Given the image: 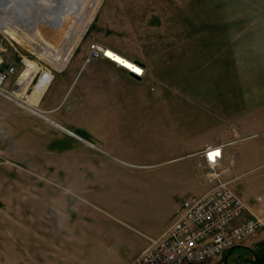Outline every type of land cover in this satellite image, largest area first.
<instances>
[{
    "label": "crops",
    "instance_id": "obj_1",
    "mask_svg": "<svg viewBox=\"0 0 264 264\" xmlns=\"http://www.w3.org/2000/svg\"><path fill=\"white\" fill-rule=\"evenodd\" d=\"M190 13L192 48L177 58L176 65L165 55L156 60L163 63L160 67L142 64L145 75L138 77L102 59L70 102H64L70 87L50 91L49 85L41 102L48 116L20 112L10 119L9 141L20 169L15 171L17 198L26 199V191L35 199L44 193L51 208L71 209L50 218L53 236L65 239L66 264L118 262L132 231L145 237L136 261L148 238L159 236L174 221L187 196L210 188L205 177L207 150L221 148L217 170L235 190L233 168L264 156V0H195L192 11L186 12ZM75 72L68 77L71 83L79 70ZM175 78L207 112L194 119L193 128L180 97L171 99L166 90ZM175 105L182 113L158 117V111ZM139 141L166 145L145 156L125 151ZM56 183L70 192L59 194ZM115 190H120L119 197ZM104 195L122 206L125 220L120 230L107 233L91 223L93 218L98 224L100 218L88 213L86 203ZM242 197L249 208L243 218L264 219V194ZM259 232V239H250L256 247L264 242V229ZM247 243L242 248L250 251Z\"/></svg>",
    "mask_w": 264,
    "mask_h": 264
},
{
    "label": "rangeland",
    "instance_id": "obj_2",
    "mask_svg": "<svg viewBox=\"0 0 264 264\" xmlns=\"http://www.w3.org/2000/svg\"><path fill=\"white\" fill-rule=\"evenodd\" d=\"M7 1L0 0V3L3 4ZM39 1L32 0L27 5L17 6L20 1L15 0L10 3V6L12 5L13 9L18 7L17 9L23 12L29 10L28 8L32 6L31 14H34V11L36 12L40 7L41 3ZM51 1L53 9V6L57 3L54 0ZM82 2L83 0H79L77 4ZM194 2L195 0H103L74 54L61 71L53 68L28 43L16 41L1 29L0 47L5 49V53L10 57V62L15 63L19 71L22 70L21 55L25 56L26 61L35 62L39 69L49 68L54 76L50 84V86L52 85L51 89L49 88L50 91L56 87H70L64 100V102H70L83 82L89 79V73L93 69H97L98 61L108 60L100 57L88 64L85 63L87 55H89L92 46L95 44L116 50L141 64L148 61L151 65L155 63L160 67L163 63L156 60L166 55L170 57L169 64L176 65L177 58L187 54L192 48L187 21H189L188 17H191L190 21L192 22L193 14H186V12L192 11ZM6 15L5 19L10 20L12 13ZM18 20L21 23L23 22L20 17L17 18ZM52 24L47 21L41 22L40 29L46 36L51 38L53 44L58 46L61 43L62 35L54 32V29L49 27ZM26 30L29 32L27 28ZM4 64L6 65V62ZM77 70H79V73L71 83L68 77L76 73ZM93 80L95 83L97 82L96 78H93ZM178 80V78L170 79L171 83L166 87V90L171 99L174 95L180 97L182 102L179 104L184 107L185 118L193 128L194 119L195 121L198 120L200 113L206 112V110L199 108L194 93L183 90V85L179 88ZM187 80L191 84L194 83L191 77ZM71 92L72 94L69 97ZM43 96V99H45L47 92ZM41 102L42 99L40 108L48 111L41 106ZM177 108L175 105L169 111H158V117L162 118L161 115H169L171 118L176 116L178 112L182 113ZM20 112H27L37 117H46L49 114L48 112H43L42 115L31 113L18 103L0 96V264H66L65 239L53 236L50 230L52 224L50 218L54 213L64 215L66 209L68 212H71V209L65 205H59L56 209L51 208L49 196L44 193L41 198L35 199L32 191H26V199L19 200L17 198L19 178L15 171L20 169H17V165L13 161L19 162L16 153H13L14 147L10 145L9 123H12L10 119L17 118ZM12 128L16 129V126ZM155 144H158L159 147L157 148ZM163 145L166 144L151 141L132 142L130 146L125 148V151L131 152L130 154L137 153L145 156L161 150ZM20 163L24 167L33 168L26 161H20ZM132 167L133 169L138 168L136 166ZM232 172L236 177L233 183L234 187L241 196L257 198L258 195L264 194V156L258 158V162L251 163L246 167H235ZM54 188L59 194L70 192L63 184L56 183ZM115 191L118 193L120 190ZM101 192L105 194L107 191L103 190ZM119 194L120 192L118 197ZM111 198L104 195L99 201L86 203L88 213L100 218L98 224L93 218L91 223L98 225L107 233L112 230H120L124 226L123 220H125L122 206L114 201L109 202L112 200ZM19 201H26V203L19 205ZM263 229L264 226L244 239L239 246L233 248L232 250L235 251L234 256L228 258L227 253H224L204 264H264V242L261 243L260 240L258 247H256V242L250 240L254 237L259 239V231ZM144 240L145 237L141 233L130 232L122 244L123 256H120L121 260L118 262L113 261V264H138L133 260L137 255L138 246ZM246 242L249 243H247V246L251 247L250 251L242 248Z\"/></svg>",
    "mask_w": 264,
    "mask_h": 264
},
{
    "label": "built area",
    "instance_id": "obj_3",
    "mask_svg": "<svg viewBox=\"0 0 264 264\" xmlns=\"http://www.w3.org/2000/svg\"><path fill=\"white\" fill-rule=\"evenodd\" d=\"M104 48L99 44L93 45L85 63L100 57L110 60L105 56ZM20 61L21 71L0 47V96L18 103L31 113H47L40 108L45 91L37 103L30 102L28 96L40 83H47V87L52 83V71L47 67H38L30 79H24L22 76L29 65L25 56L21 55ZM133 62L141 71L136 74L124 69L143 77L144 66ZM216 152L220 154L210 158V154ZM205 155V177L211 184L210 188L199 195H189L182 201L174 221L159 236L148 238L147 247L136 258L138 264H204L239 246L264 226V219L257 215L243 218L245 211L249 210L246 201L232 187L231 181L225 180L222 172L217 170L222 158L221 148L209 149Z\"/></svg>",
    "mask_w": 264,
    "mask_h": 264
},
{
    "label": "bare ground",
    "instance_id": "obj_4",
    "mask_svg": "<svg viewBox=\"0 0 264 264\" xmlns=\"http://www.w3.org/2000/svg\"><path fill=\"white\" fill-rule=\"evenodd\" d=\"M12 1L15 0L0 3V29L16 41L28 43L53 68L61 71L74 54L103 0H83L81 4H77L79 0H54L57 4L53 6V9L51 0H40V7L36 12L33 10L34 14H31L32 6L24 12L19 11L18 7L13 9L14 7L10 6ZM19 1L20 3H16L17 6L27 5L32 0L30 2L29 0ZM7 13H12L10 20L5 19ZM18 17L23 20L22 23L17 21ZM42 19L44 22L53 23L49 27L53 28L54 32L61 33V43L58 46L53 44L51 38L40 29L41 22L44 23ZM104 52L111 62L136 74L141 71V68L132 60L118 52L107 47L104 48ZM109 53L111 55H108ZM27 63L29 67L22 76L24 79H30L32 72L34 73L38 68L37 64L31 60ZM46 87L47 83L37 85L33 93L28 96V100L37 103Z\"/></svg>",
    "mask_w": 264,
    "mask_h": 264
},
{
    "label": "snow or ice",
    "instance_id": "obj_5",
    "mask_svg": "<svg viewBox=\"0 0 264 264\" xmlns=\"http://www.w3.org/2000/svg\"><path fill=\"white\" fill-rule=\"evenodd\" d=\"M108 55H111V54L109 53ZM219 154H220L219 152H216L214 154H210V158H214V156H218Z\"/></svg>",
    "mask_w": 264,
    "mask_h": 264
},
{
    "label": "water",
    "instance_id": "obj_6",
    "mask_svg": "<svg viewBox=\"0 0 264 264\" xmlns=\"http://www.w3.org/2000/svg\"><path fill=\"white\" fill-rule=\"evenodd\" d=\"M226 253H229V251H228V252H226Z\"/></svg>",
    "mask_w": 264,
    "mask_h": 264
}]
</instances>
